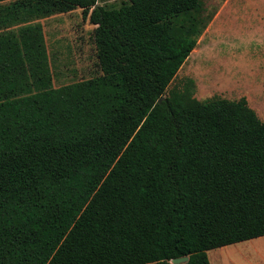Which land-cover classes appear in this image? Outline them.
Masks as SVG:
<instances>
[{"label":"trees","instance_id":"1","mask_svg":"<svg viewBox=\"0 0 264 264\" xmlns=\"http://www.w3.org/2000/svg\"><path fill=\"white\" fill-rule=\"evenodd\" d=\"M81 8L101 74L56 87L43 18ZM204 0H0V264H211L264 235V119L170 88Z\"/></svg>","mask_w":264,"mask_h":264},{"label":"rangeland","instance_id":"2","mask_svg":"<svg viewBox=\"0 0 264 264\" xmlns=\"http://www.w3.org/2000/svg\"><path fill=\"white\" fill-rule=\"evenodd\" d=\"M204 1L212 20L170 88L182 87L188 78H194L198 99L245 96L264 119V0ZM40 21L56 87L102 73L94 40L95 25L84 17L81 8ZM227 247L240 252L239 257L230 255V262L264 264V236ZM221 251H208L211 264Z\"/></svg>","mask_w":264,"mask_h":264},{"label":"crops","instance_id":"3","mask_svg":"<svg viewBox=\"0 0 264 264\" xmlns=\"http://www.w3.org/2000/svg\"><path fill=\"white\" fill-rule=\"evenodd\" d=\"M264 236V235H263ZM263 236H259V237H263ZM259 237H256V238H259ZM255 238H252V239H249V240H253L254 241ZM247 241V240H245ZM243 242V241H241ZM252 242V241H251ZM239 243V242H237ZM237 243H234V244H237ZM234 244H230V245H234ZM226 246H229V245H226ZM226 246H222V247H219V248H216V249H221L222 251L217 253L215 255V258H213V264H236L235 261L231 260L232 262H230L228 259H230L231 256L234 257V255L236 257H239V254L240 252H237L236 250L234 249H231V248H225ZM223 248V249H222ZM211 250H214V249H211ZM238 250V249H237ZM210 251V250H209ZM231 255V256H230ZM238 255V256H237ZM209 256V255H208ZM215 259L217 261H215ZM211 262V261H210ZM238 263V262H237ZM155 264V263H154ZM239 264V263H238Z\"/></svg>","mask_w":264,"mask_h":264},{"label":"water","instance_id":"4","mask_svg":"<svg viewBox=\"0 0 264 264\" xmlns=\"http://www.w3.org/2000/svg\"><path fill=\"white\" fill-rule=\"evenodd\" d=\"M189 260V256L177 257L171 260L172 264H185Z\"/></svg>","mask_w":264,"mask_h":264}]
</instances>
